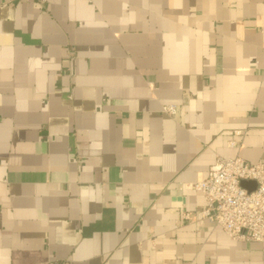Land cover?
I'll list each match as a JSON object with an SVG mask.
<instances>
[{
	"label": "crops",
	"instance_id": "crops-1",
	"mask_svg": "<svg viewBox=\"0 0 264 264\" xmlns=\"http://www.w3.org/2000/svg\"><path fill=\"white\" fill-rule=\"evenodd\" d=\"M218 155L264 159V0H0V264H264L182 218Z\"/></svg>",
	"mask_w": 264,
	"mask_h": 264
},
{
	"label": "built area",
	"instance_id": "built-area-1",
	"mask_svg": "<svg viewBox=\"0 0 264 264\" xmlns=\"http://www.w3.org/2000/svg\"><path fill=\"white\" fill-rule=\"evenodd\" d=\"M163 110L175 114L176 106L168 104ZM243 181L256 182V188L250 191ZM184 188L201 191L205 198L199 218L185 211L184 220L208 221L220 226L233 240L259 242L264 259V159L251 163L240 156L218 155L205 178L185 184Z\"/></svg>",
	"mask_w": 264,
	"mask_h": 264
},
{
	"label": "water",
	"instance_id": "water-1",
	"mask_svg": "<svg viewBox=\"0 0 264 264\" xmlns=\"http://www.w3.org/2000/svg\"><path fill=\"white\" fill-rule=\"evenodd\" d=\"M242 185L248 188L250 191L256 188V182L254 181H243Z\"/></svg>",
	"mask_w": 264,
	"mask_h": 264
}]
</instances>
